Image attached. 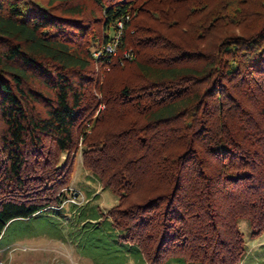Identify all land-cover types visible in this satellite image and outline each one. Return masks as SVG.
Listing matches in <instances>:
<instances>
[{"label":"trees","instance_id":"1","mask_svg":"<svg viewBox=\"0 0 264 264\" xmlns=\"http://www.w3.org/2000/svg\"><path fill=\"white\" fill-rule=\"evenodd\" d=\"M89 1L100 17L0 0V237L63 201L84 133V168L118 196L106 218L148 264H240L241 221L264 232V0ZM111 63L122 80L100 86Z\"/></svg>","mask_w":264,"mask_h":264},{"label":"rangeland","instance_id":"2","mask_svg":"<svg viewBox=\"0 0 264 264\" xmlns=\"http://www.w3.org/2000/svg\"><path fill=\"white\" fill-rule=\"evenodd\" d=\"M73 1L85 4L84 17L87 20H92L94 12L100 17L98 8L91 1ZM93 26L102 33L100 23ZM120 36L121 33H115V38L108 44L112 46L114 57L119 54L117 46ZM126 53L133 55L126 56ZM134 55L131 48L122 52L123 58L128 59ZM113 65L111 63L103 68L96 65L100 86L108 80L113 84L122 80L124 74L114 73ZM94 97V107L82 130L87 134L91 133L96 117L105 110V105L100 102L103 95L97 87L94 89ZM248 97L243 99L247 101ZM83 135L84 133L79 135L77 145L71 152L62 153L60 156L62 163L69 162V168L62 176L67 183L58 193H64L65 198L60 204L45 211L9 222L0 237V264H148L137 246L120 240L117 230L106 218L109 210L117 206L118 196L104 190L92 178L91 172L84 168L83 151L86 144ZM240 228L247 241L248 250L240 264H264V232L251 238L252 228L248 220L241 221Z\"/></svg>","mask_w":264,"mask_h":264},{"label":"built area","instance_id":"3","mask_svg":"<svg viewBox=\"0 0 264 264\" xmlns=\"http://www.w3.org/2000/svg\"><path fill=\"white\" fill-rule=\"evenodd\" d=\"M122 23H119V25H118V27L120 28V29H122ZM118 38V37H117ZM117 43V42H116ZM112 51H113V49H112V46L111 45H108L106 48H105V52H108L109 54H113L112 53ZM97 55V57H99L100 55H101V52H99V53H96ZM132 55V54H131ZM130 55V53H126V56H131ZM72 202H74L75 204H77L75 201H72Z\"/></svg>","mask_w":264,"mask_h":264}]
</instances>
